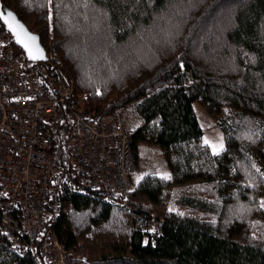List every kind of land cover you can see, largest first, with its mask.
Instances as JSON below:
<instances>
[{"label": "trees", "instance_id": "1", "mask_svg": "<svg viewBox=\"0 0 264 264\" xmlns=\"http://www.w3.org/2000/svg\"><path fill=\"white\" fill-rule=\"evenodd\" d=\"M73 83L71 101L101 118L125 104L132 146L159 150L126 207L64 192L55 225L89 264H264V0H2ZM215 118L213 153L195 105ZM71 126L51 154L66 172ZM255 165V167H253ZM161 174V173H160ZM0 264H37L0 230Z\"/></svg>", "mask_w": 264, "mask_h": 264}, {"label": "built area", "instance_id": "2", "mask_svg": "<svg viewBox=\"0 0 264 264\" xmlns=\"http://www.w3.org/2000/svg\"><path fill=\"white\" fill-rule=\"evenodd\" d=\"M74 86L59 68L34 63L0 20V230L17 254L37 264H89L82 244L67 246L55 225L66 190L126 207L133 228L152 233V222L134 215L130 104L95 117L71 101ZM71 126L66 172L51 154L60 127Z\"/></svg>", "mask_w": 264, "mask_h": 264}, {"label": "rangeland", "instance_id": "3", "mask_svg": "<svg viewBox=\"0 0 264 264\" xmlns=\"http://www.w3.org/2000/svg\"><path fill=\"white\" fill-rule=\"evenodd\" d=\"M195 108L200 123L204 129V137H203L204 142L205 139H207L217 145L222 144L223 148L218 153L222 152L225 149V138L222 130L218 127L215 118L211 117L207 113L206 109L202 107L200 104L197 103L195 105ZM128 119H129V125L132 128L133 124L137 120L133 118V114L131 110L129 111ZM153 168H157L161 174L168 173V167L165 158L160 154L159 150L149 146H142L138 159V167L135 174L133 175V185L136 184L138 181H140Z\"/></svg>", "mask_w": 264, "mask_h": 264}, {"label": "water", "instance_id": "4", "mask_svg": "<svg viewBox=\"0 0 264 264\" xmlns=\"http://www.w3.org/2000/svg\"><path fill=\"white\" fill-rule=\"evenodd\" d=\"M9 13H11L12 16H9L8 15ZM6 19L8 22H11L13 27L17 29V32L20 33L19 39L17 38L16 32H13L12 29L9 28L8 22H6ZM0 20L5 26V28L13 36L15 45L20 48V50L25 54V56L27 57L29 61L34 62V63L48 62L49 58L47 55V51L41 42L40 36L37 33L32 32L29 29V27L19 18V16L12 9L8 8L2 0H0ZM17 22H19V25H22L23 28L18 27ZM27 33H30L31 35L37 38L35 43L38 44L39 47L43 49V58L33 59L32 56L29 55L28 49L25 48L24 44L20 42V40H25L26 42L31 43Z\"/></svg>", "mask_w": 264, "mask_h": 264}, {"label": "snow or ice", "instance_id": "5", "mask_svg": "<svg viewBox=\"0 0 264 264\" xmlns=\"http://www.w3.org/2000/svg\"><path fill=\"white\" fill-rule=\"evenodd\" d=\"M50 2H51V0H49V3ZM8 15L12 16L11 13H9ZM6 22H8L7 19H6ZM17 25H18V27L23 28L22 25H19V22H17ZM8 26H9V28L12 29L13 32H16L17 38L19 39L20 33L17 32V29L13 27L11 22H8ZM27 35H28L31 43H28L25 40H20V42L22 44H24L25 48L28 49L29 55L32 56L33 59L43 58V49L40 48L39 45L35 43L37 38L35 36L31 35L30 33H27ZM205 143L209 144L211 146L214 153H218L223 148L222 144L217 145V144L212 143L211 141H209L207 139H205ZM253 167H255V165H253ZM157 174L162 175L163 178H170V176L167 173H163V174L157 173ZM261 175H264V173H261ZM261 207H264V203L261 204Z\"/></svg>", "mask_w": 264, "mask_h": 264}, {"label": "crops", "instance_id": "6", "mask_svg": "<svg viewBox=\"0 0 264 264\" xmlns=\"http://www.w3.org/2000/svg\"><path fill=\"white\" fill-rule=\"evenodd\" d=\"M204 137V136H203Z\"/></svg>", "mask_w": 264, "mask_h": 264}]
</instances>
